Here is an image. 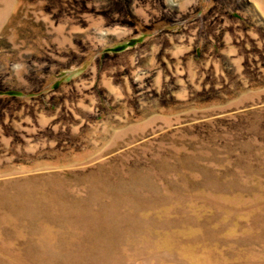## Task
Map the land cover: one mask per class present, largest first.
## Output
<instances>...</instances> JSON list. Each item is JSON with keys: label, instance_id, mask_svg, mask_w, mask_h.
<instances>
[{"label": "rangeland", "instance_id": "rangeland-1", "mask_svg": "<svg viewBox=\"0 0 264 264\" xmlns=\"http://www.w3.org/2000/svg\"><path fill=\"white\" fill-rule=\"evenodd\" d=\"M0 264H264V0H0Z\"/></svg>", "mask_w": 264, "mask_h": 264}]
</instances>
